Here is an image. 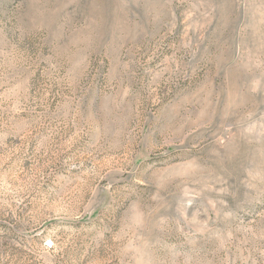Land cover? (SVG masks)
<instances>
[{
  "label": "rangeland",
  "instance_id": "rangeland-1",
  "mask_svg": "<svg viewBox=\"0 0 264 264\" xmlns=\"http://www.w3.org/2000/svg\"><path fill=\"white\" fill-rule=\"evenodd\" d=\"M0 264H264V0H0Z\"/></svg>",
  "mask_w": 264,
  "mask_h": 264
}]
</instances>
